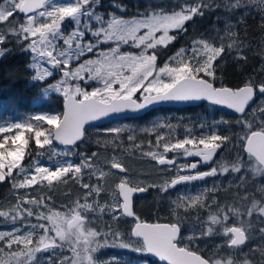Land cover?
Listing matches in <instances>:
<instances>
[{
  "label": "snow or ice",
  "instance_id": "obj_1",
  "mask_svg": "<svg viewBox=\"0 0 264 264\" xmlns=\"http://www.w3.org/2000/svg\"><path fill=\"white\" fill-rule=\"evenodd\" d=\"M5 3L7 7H0V24L8 25V32L18 43L28 41L25 50L33 54L36 64L51 66L36 72L33 79L44 81L53 76V69L62 73V79L49 85L45 94L49 90L60 93L64 111L59 116L35 115L31 118L35 123L0 126V134H4L0 136V183L10 181L17 194L24 191L23 196H17L12 209L0 211V217L13 225L17 221H28L25 227L0 231V264H41L36 255L41 252L52 253L47 264H97L95 253L106 247L150 253L163 264H264V240L247 253H240L243 246L255 238L257 231L264 238V183L258 182L264 180V80L249 78L243 87L232 88L218 82L217 77V61L222 59L226 49L236 50L240 53L239 59H246L241 50L250 45L240 40L233 30L234 25L226 21L223 34L217 30L209 39H194L190 49L181 47L163 66L158 64L159 50L175 41L179 34L186 33L187 22L203 16L205 10L223 7L231 12L254 8L264 28V0H198L194 4L174 0L170 6L149 4L131 17L110 13L107 19L96 11L100 0H68L67 3L5 0ZM114 6L121 12L125 10L120 4ZM17 12L25 14V22L19 26L12 19ZM66 20L73 23V29L67 33L63 30ZM93 21L98 25L95 28L91 26ZM86 35L91 39L85 42ZM5 39V35L0 34V42ZM226 39L230 41L227 45ZM214 40L219 41L218 46L212 42ZM60 41L67 47H61ZM101 45L109 47L105 51ZM125 46L138 51H122ZM189 51L190 55L187 54ZM88 53L95 54L96 58L84 60L75 68L71 66ZM260 75H264V67L260 69ZM85 79L97 86L91 91L85 90L81 86ZM257 94L260 103L251 108L250 118L247 110L256 103ZM196 101H208L239 113L236 123L241 133L218 134L216 126L229 123L221 118L210 125L200 123L198 127L204 131L199 135L193 127L185 126L184 138L179 139L172 135L178 126L156 123L140 129L142 133L155 135V144L148 140L150 147L144 151V141L137 143L136 129L125 125L97 128L101 133L97 144L103 139L104 146L111 145L115 152L123 147V134L128 133L130 147L162 166L161 170L163 166H175L178 156L200 158L184 164L177 170L176 178L170 181L159 185L135 183L117 155H113L108 162L109 171H105L98 163L97 152L89 155L75 151L85 138L86 124L113 115L140 112L155 104ZM256 113L260 115L259 122L255 120ZM45 124L50 127L45 128ZM160 128L170 130L167 138L158 131ZM208 129H212L210 134ZM25 132L30 134L29 137H25ZM30 140L34 148L29 147ZM54 141L63 146V151L50 147ZM234 141L235 160L231 163L224 162L223 158L216 160L218 151ZM49 150L51 154H48ZM168 153L173 156L169 157ZM75 155H79V162L71 159ZM44 157L48 164L41 162ZM26 158H31V162L25 166L22 161ZM201 163L213 166L195 174H179L184 169H198ZM229 172L247 173L239 177L232 199L250 206L220 204L215 196L209 200L207 194L219 188L213 185L195 195L178 193L170 202L175 219L168 223H144L134 211V193H143L149 187L167 193L178 184ZM109 176H118V182L114 181L111 203L102 205L99 200L106 191L104 182ZM70 182L78 185L82 196L67 206V213L52 210L51 191L47 195H32L41 186L52 190L60 184L68 187ZM255 193L260 194L259 199ZM189 208L206 210L207 218L202 219L197 211L192 220L178 211ZM105 215L112 223L104 221ZM28 218H35L36 223H31ZM126 218H132L133 226L124 233L119 224ZM230 220L233 223L229 224ZM185 224L189 229L187 235ZM257 224L261 225L258 229ZM37 232L42 234L34 241ZM210 235L226 238L222 246L231 250L228 258L206 255L195 246L199 238ZM65 247L70 249L71 256L63 255ZM100 264H118V261L112 258Z\"/></svg>",
  "mask_w": 264,
  "mask_h": 264
},
{
  "label": "trees",
  "instance_id": "obj_2",
  "mask_svg": "<svg viewBox=\"0 0 264 264\" xmlns=\"http://www.w3.org/2000/svg\"><path fill=\"white\" fill-rule=\"evenodd\" d=\"M1 1L3 0H0V2ZM173 2L174 0H100V4L96 10H99V12L116 13L117 15L131 17L137 11H143L149 4L162 3L170 6ZM175 2L194 4L197 3L198 0H175ZM216 2H221V0H216ZM115 4H120L125 10L121 12L114 6ZM226 21H229L234 25L233 30L236 32L238 38L245 41L250 47H245L241 50L246 59H239L238 55L240 53L236 50L227 51L226 49L222 59L217 61L219 65L217 69L218 82L223 83L228 87L237 88L244 85L245 81L249 80V78L264 80V75H260V69L264 67V28L261 27V17L258 11L254 8H239L231 12L225 11L223 7L214 8L213 10H205L203 16H196L192 21L187 22L186 33L179 34L175 41L170 43L166 48L162 47L159 50L160 55L158 57V64H163L166 59L175 54L181 47L189 46L194 39H209L216 35L217 30H220V33L223 34ZM0 31H2V29H0ZM4 35L6 37V43L1 44L7 49V52L0 57V122L18 119L22 116L27 117L34 113H57L58 115H61L63 100L61 96L51 95L49 100L39 101L41 98L43 83L33 79L35 72L31 67L32 55L30 51L25 50L27 41L18 43L14 36L10 34ZM212 42L217 46L219 44L218 40ZM229 42L230 41L226 39L225 45ZM259 103L260 98L258 95L256 103L248 110L250 118H252L251 108L256 107ZM257 114L259 115V113H256L255 118ZM156 117H162L166 119L165 123H171L172 125L178 126L174 133L178 135L177 138L179 139L184 138L185 126L193 127L196 134L199 135L200 132L204 131V129L198 127L200 123L210 125L221 118L229 123L227 125H217L215 130L218 134L233 135L241 133V128L236 123L239 116L209 103H201L196 106L182 108L159 107L147 112L143 116L126 119L124 123H126L127 127L136 129L137 143L141 140L145 142L147 141V136H150L149 139L153 136L152 134L142 133L140 129L148 127L151 119ZM256 122L258 121L256 120ZM86 129L87 131L83 142H81L79 147L75 150L77 153H87L91 155L92 152H97L98 154H108V151L114 152L111 145L104 146L103 139H101L100 144H97V139L101 138V133L98 132L96 128L89 127ZM208 131L210 134L212 129H208ZM29 135V133H26L25 137H29ZM122 139L124 140L123 147L118 148L115 153L122 157V161L128 169L127 174H130L129 172L134 173V176L136 177V179H134L135 183L144 185L161 184L162 179L159 176V171L162 168H159L154 162L151 163L148 161V158L143 156L140 150L131 148V142L127 140L125 133L123 134ZM144 146L145 144L142 146V149ZM29 147L34 148V143L31 140ZM59 148L63 147L59 146ZM220 155L224 157V160L227 161V163L233 162L237 155L235 141L232 145H228L220 150ZM72 158H75L79 162V155H75ZM27 159L29 158H26V160ZM147 163L150 165L148 171L146 170ZM132 164H134L137 171L131 167ZM163 169L167 168L165 167ZM148 173H151L150 175L155 179L148 177ZM172 174L173 171H170L169 175L171 176ZM242 175H247V173H243ZM239 177L238 173L234 174L229 172L227 174V180L232 181L233 183H237ZM259 182L264 183V180H260ZM114 187L113 180L112 182L107 180L105 183L106 191L102 193L99 201H102L104 204L111 203L114 196L112 191ZM251 188H249L250 191ZM233 190V193H229L228 195L220 190V192L217 193L218 195L216 194L218 202L220 204L233 205L242 208L249 206L237 203L232 199L237 191L235 186ZM49 191H51L52 197L50 206L53 208L61 207L62 204H71L74 200H77L82 196L78 185H72L71 182L68 187L60 184L52 190L46 186H41L37 188L32 195H47ZM243 191V189L240 190L241 194H243ZM23 194L22 190L17 194L15 190L12 189L10 181L0 183V211H8L12 209L17 203V196H23ZM176 195L171 194L169 191L167 193H161L157 188L149 187L143 196L135 197L134 211L140 219L169 222L170 220L175 219L170 202ZM255 197L259 199L260 194L255 193ZM208 198L209 200L211 199L210 197ZM178 211L181 215H185L189 219H195L197 211L200 215V213L203 214L205 210H193L189 208L187 210L179 209ZM252 219L255 221L256 217L254 216ZM34 220L35 218H31L30 221ZM105 222L112 223L111 220ZM229 222L233 223L231 220ZM4 223H7V226L12 224L10 221L5 220V218L0 217V226L9 228ZM131 225L132 220L126 218L120 222L119 229H122L127 233ZM260 226V224H257V229ZM187 227V224H185L184 232L186 235L189 232ZM256 236L257 237H255L254 240H249L246 245L243 246L240 253H247L249 249L255 248L251 244L256 241V246L262 243L264 238L259 235L258 231L256 232ZM213 241L214 240L211 239V242L207 243L203 248H201L200 244H195V246L199 247L206 255L216 254L217 256L228 258V254L231 250L222 246L223 244L215 245L213 244ZM109 250V253H103L101 255L102 258L97 264L112 258H116L118 264H139V261L141 260H148L152 264H160L153 261L146 252L140 253L132 251L131 249L118 247H111Z\"/></svg>",
  "mask_w": 264,
  "mask_h": 264
},
{
  "label": "rangeland",
  "instance_id": "obj_3",
  "mask_svg": "<svg viewBox=\"0 0 264 264\" xmlns=\"http://www.w3.org/2000/svg\"><path fill=\"white\" fill-rule=\"evenodd\" d=\"M55 2H56V3H67L68 0H55ZM7 6H8V5L5 3V0H3V1L0 2V7H7ZM96 11L99 12V10H96ZM100 12H101V11H100ZM101 13L104 14V16H105L106 19H107L108 15L110 14L109 12H101ZM12 19H13L14 22L17 23V26H19V23H23V22H25V15H22V14H20L19 12H17V13L15 14L14 18H12ZM91 26H92L93 28H95V27H97L98 25L96 24L95 21H93ZM0 29H2V31H0V34H10V33L8 32V25H7L6 23H2L1 26H0ZM72 29H73V23H72L71 21H67V20H66V21L64 22V28H63L64 32H65V33L70 32ZM10 35H11V34H10ZM21 39H22V38H21ZM89 39H91V37L88 36V35H86V36L84 37V41H85V42L88 41ZM1 43H6V40L3 41V42H0V57H1L3 54H5V53L7 52V49L4 48V47L2 46ZM27 43H28V41H27ZM27 43H26V45H27ZM59 44H60V46L63 47V48H66V47H67V46L63 45V42H62V41H60ZM190 45H191V43H190ZM190 45L187 46V47H185V48H189V49H190ZM108 47H109V45H101V49H103V50H105V51L108 49ZM122 51H138V50L131 49V48L125 46V47L122 48ZM178 51H179V50H178ZM178 51H177V52H178ZM177 52H176V53H177ZM30 53H31V52H30ZM176 53H175V54H176ZM175 54H173L172 56H174ZM187 54L190 55V51H189V53H187ZM31 55H32V57H33V54H32V53H31ZM172 56H170V57H172ZM95 58H96V55H95V54H93V53H88L87 55L81 57V59H80L79 62H73L71 66H72L73 68H75V67H78V66H79V63L83 62L84 60H87V59H95ZM168 59H169V58H168ZM168 59H166L164 62L168 61ZM164 62H163V63H164ZM159 66H163V64H161V65H159ZM31 67L33 68V70H34L35 73L41 71V70H42L43 68H45V67H47V68H51V66L48 65V64H46V63L36 64V62H35L33 59H32V62H31ZM53 73H54L53 76H51V77H46L44 81H40V82L43 83V89H42V92H41V98L39 99V101H40V100H49V98H50L51 95H59V96L62 97V95H61L60 93H57V92H54V91H51V90H49V91L47 92V94H45V89L48 88L49 85L56 84L60 79H62V73H60L59 70H55V69H53ZM73 83H74V82H73ZM81 86L84 87L85 90L91 91V90H92L94 87H96L97 85H96L94 82H93V83H89V82L85 79L84 81H81ZM62 98H63V97H62ZM38 114H43V115H57V116H59L57 113H34V114H30V115H28L27 117H26V116H22V117H20V118H18V119H13V120L11 119V120H7V121L0 122V126H6V125L11 124V123H23V122H32V123H35V121H33L30 117H34L35 115H38ZM255 119L259 122L260 115L257 114V116H256ZM165 121H166V119H164V118H162V117L152 118L151 121H150V123H149V126H148V127H151L153 124H156V123H162V124H164ZM121 125H125V126H127L126 123H124V121L120 120V121L112 122V123H110L109 125H104V126H102V128H101V127H96V129H97V128L106 129V128H111V127H118V126H121ZM44 127L47 128L48 125L45 124ZM143 128H145V127H143ZM158 131H159L161 134H163V135L167 138L170 130L167 129V128H160V129H158ZM14 132H15V130H13V134H14ZM26 133H27V132H25V134H26ZM27 134H28V133H27ZM2 135H4V134H0V136H2ZM127 135H128V133H125V136H126V137H127ZM172 135H173L174 138H177V136H178V135H176L175 133L172 134ZM152 136H153V137H152L151 139H149L150 136H147V141L144 142V144H145V146H144V148H143L144 151H147V150L149 149V147H150V145L148 144V139L153 141V145L155 144V135L152 134ZM109 138H111V137H109ZM18 143H19V142H18ZM144 144H143V145H144ZM55 145H56V144L53 143V145L50 146V147H51V148L58 149V150H60V151H63V148H59L58 145H56V146H55ZM143 145H142V146H143ZM60 147H63V146H60ZM201 147H202V146H201ZM46 149H49V146H46ZM153 150H155V149H153ZM160 150L162 151V148H161ZM48 154H51L50 150H49V153H48ZM169 154H171V153H168V155H169ZM113 155H117V156H118V159H119V160L121 161V163L124 165V162L122 161V157H121L119 154H117V153H115V152H112V151H108V154H107V153H100V154H98L97 160H98L99 165H100L101 167H103L105 171H109L108 162L111 160V158L113 157ZM172 156H173V153H172L171 156H169V157H172ZM146 158H148V157H146ZM188 158H191V157H188ZM188 158H187V159H188ZM223 158H224V157H223ZM55 159H61V157H55ZM71 159L77 161L75 158H72V157H71ZM187 159H185L183 156H178V157H177V163H176L175 166H172L171 168L166 167L167 169L160 170V171H159V176H160L161 179H162L161 184H162L164 181H170L172 178H175L176 174L173 172V174L170 176V175H169L170 171H174V170L178 169L179 166L182 165V163H183L185 160H187ZM218 160H221V159H218ZM148 161H150L151 163L154 162L155 165H157V163H156L155 161L150 160V158H148ZM223 161L225 162L224 159H223ZM30 162H31V158H29V159H27V160L24 159V160L22 161V164L26 166V165H28ZM41 162L44 163V164H48V163H49V161L47 160V157L41 158ZM77 162H78V161H77ZM146 165H147L146 170L148 171V170L150 169V165H149L148 163H147ZM157 166H158V165H157ZM131 167H132L133 169L136 170V167L134 166V164H132ZM111 171L116 172V171H114V170H111ZM136 171H137V170H136ZM129 173H130V174H127V175H128L130 178H132L133 181H135L134 179H136V177L134 176V173H132V172H129ZM150 174H151V173H148V177H150V178H153V176L155 177V175L153 174V172H152L153 176H151ZM227 174H228V173H227ZM227 174H225V175H218V176H215V177H210V180H209V181H205L204 184H203L202 186H198V188H197L196 190H192V189H190V188H187V187H185V186H182V187H177V188H175L173 191L176 192V193L178 194V193H185L186 190H187V191H188V194L195 195L196 193H198V192H199L201 189H203V188H211L213 185H218V186H219L218 190L215 191V192H213L214 194H209V193H208V194H207L208 197H210V198H211L212 196L217 197L216 194L219 193L220 190L223 191L224 193H227V195H228L229 193H230V194L233 193V191H234L233 188H234V186H235L236 183H233V182L231 181V184H230V183H229L230 181L227 180ZM238 174H239V176H241L243 173H238ZM120 175H123V174H120ZM137 178H138V177H137ZM153 179H155V178H153ZM107 180H108L109 182H112V180H113V183H114V181L118 182V176H109V177H107L106 180H105V182H104V186H105V183L107 182ZM258 182H259V181H258ZM208 185H210V186H208ZM114 186H115V183H114ZM251 187H252V185L249 184V188H251ZM192 191H195V192H192ZM22 192L24 193L23 190H22ZM74 201H75V200H74ZM74 201H73V202H74ZM111 201H112V200H111ZM73 202H72V203H73ZM72 203H71V204H72ZM99 203L102 204V205L104 204L102 201H99ZM68 205H69V204H62L61 207H54V208L52 207V210H53V211H57V212H61L62 214H63V213H67V211H68V207H67V206H68ZM249 206H250V205H249ZM213 210H215L214 207H213ZM45 211H46V210H45ZM207 214H208V213H207V211L205 210V211L203 212V214L200 213V216H201L202 219H206V218H207ZM5 220H7V219H5ZM28 220H31V218H28ZM107 220H109V218L105 215V216H104V221H107ZM30 222H31V223H36L35 220H34V221H30ZM27 223H28V221H25L24 223H21V221H17V224H16V225L11 224V225H8V226H7V223H4V224H5L7 227H9V228H4V227L0 226V231H8V230H11L13 227H25V226L27 225ZM229 224H231V223L229 222ZM187 229H188V227H187ZM188 230H189V229H188ZM120 231L126 233V232H125L124 230H122V229H120ZM41 234H42V233L37 232L36 235H35V237H34V241H35V240H38V238H39V236H40ZM255 237H257L256 234H255ZM211 239L214 240V241H213V244L216 245V244H223V242H224V240H225L226 238L223 237V236H219V235H210V236H205V237H201V238H199V239L195 242V244H200V245H201V248H203L207 243L211 242ZM254 239H255V238H254ZM254 239H252V240H254ZM263 240H264V239H263ZM260 241H261V240H260ZM256 242H257V241H256ZM256 242L252 243L251 245L254 246V247H256V244H255ZM32 246H33V247L35 246V242H34V244H33ZM110 248H111V247H106V248H101V249H99V250L95 253L96 261L98 262V261L102 258L101 255H102L103 253H109V251H110L109 249H110ZM17 251H19V249H17ZM36 255H37V258L40 260L41 264H47V258H48L50 255H52V253H50V252H41V253H37ZM58 255H59V253H58ZM63 255L71 256V251H70V249H68L67 247H65V249H64V251H63ZM139 264H152V263H151L150 261H148V260H141V261H139Z\"/></svg>",
  "mask_w": 264,
  "mask_h": 264
},
{
  "label": "water",
  "instance_id": "obj_4",
  "mask_svg": "<svg viewBox=\"0 0 264 264\" xmlns=\"http://www.w3.org/2000/svg\"><path fill=\"white\" fill-rule=\"evenodd\" d=\"M20 14L25 15V14H23V13H20ZM243 86H244V85H243ZM243 86H240V87H243ZM203 102L210 103V102H208V101H196V102H186V103H160V104H155V105H151V106H149L148 108H146V109H144V110H141L140 112H135V113L129 112V113H126V114H121V115H113L112 117H110V118H105V119H103L102 121L93 122L92 124H86V125H85V128H89V127H100V126L107 125V124H109V123H111V122H113V121L124 120V119L134 118V117H140V116L146 114L147 112H149V111H151V110H153V109L159 108V107H177V108H180V107H189V106H195V105H198V104L203 103ZM210 104H211V103H210ZM214 106H216V105H214ZM216 107L222 108L223 110L228 111L229 113H232V114H235V115H237V116H240L239 113H235L233 110L227 109L226 107H222V106H216ZM63 111H64V100H62V113H63ZM247 111H248V110H247ZM62 113H61V114H62ZM53 143H55L56 145H59L58 142H55V141H54ZM59 146H62V145H59ZM218 153H219V151H218ZM218 153H217V154H218ZM216 156H217V155H216ZM199 159H200V158L198 157L197 160H195V161H191V162L199 161ZM191 162H190V163H191ZM190 163H189V164H190ZM159 166H160V165H159ZM200 166L208 167V166H210V165H209V164H203V163H201ZM181 169H182V168H181ZM184 170H189V169H184ZM184 170H182V171H184ZM115 171H117V170H115ZM145 192H146V191H145ZM145 192H143V193H139V192H138V193H134V195H133V201H134L135 197H137V196H138V197H141V196H143V195L145 194ZM128 219H132V218H128ZM141 221L144 222V223H148V224H156V223H161V224H163V223H166V222H150V221H146V220H141ZM132 226H133V225H132ZM148 255H149L154 261H157V262L163 264V262H161V261L159 260L158 257H156V256H154L153 254H150V253H148Z\"/></svg>",
  "mask_w": 264,
  "mask_h": 264
},
{
  "label": "flooded vegetation",
  "instance_id": "obj_5",
  "mask_svg": "<svg viewBox=\"0 0 264 264\" xmlns=\"http://www.w3.org/2000/svg\"><path fill=\"white\" fill-rule=\"evenodd\" d=\"M256 98H257V97H256ZM168 156H171V154H169ZM221 158H223V156L220 155V151H219V153L217 154V156L215 157V159L218 160V159H221ZM197 159H198V157H191V158H188L187 160H185V161L182 163V165L179 166L178 169L174 170L173 172L176 174V173H177V170L181 169V168L183 167L184 164H189L191 161H195V160H197ZM223 159H224V158H223ZM225 162L227 163V161H225ZM157 165H158V164H157ZM158 166H159V165H158ZM211 166H213V165H210V166H208V167L199 166L198 169H195V170H184V171H180L179 174H181V175H184V174H195V173L198 172V171H199V172L207 171V170H209V168H210ZM165 167H169V166H163V168H165ZM171 167H172V166H171ZM171 167H169V168H171ZM159 168H162V166H159ZM175 178H176V176H175ZM172 179H174V178H172ZM209 180H210V177L205 178L204 180L193 181V182H190V183H188V184H178L175 188L185 186V187L190 188V189H192V190H196V189L198 188V186H202V185L204 184L205 181H209ZM208 186H210V185H208ZM175 188H170V189H169V192H170L171 194L176 195L177 193L173 191ZM192 192H195V191H192ZM185 193H188V191L186 190ZM209 194H214V193H213V192H209ZM217 195H218V194H217ZM217 195H216V196H217ZM129 220H131V219H129ZM144 220H145V219H144ZM192 220H194V218H192ZM147 221H148V220H147ZM132 223H133V222H132ZM131 226H132V225H131Z\"/></svg>",
  "mask_w": 264,
  "mask_h": 264
}]
</instances>
